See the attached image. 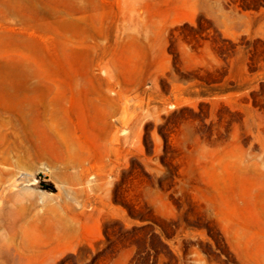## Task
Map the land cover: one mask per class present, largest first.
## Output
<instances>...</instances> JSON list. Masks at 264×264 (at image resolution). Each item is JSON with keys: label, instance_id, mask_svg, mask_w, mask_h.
<instances>
[{"label": "rangeland", "instance_id": "1", "mask_svg": "<svg viewBox=\"0 0 264 264\" xmlns=\"http://www.w3.org/2000/svg\"><path fill=\"white\" fill-rule=\"evenodd\" d=\"M0 264H264V0H0Z\"/></svg>", "mask_w": 264, "mask_h": 264}]
</instances>
